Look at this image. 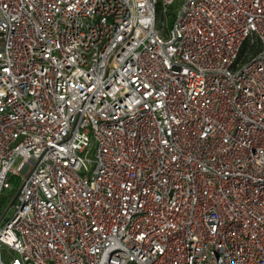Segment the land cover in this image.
I'll return each instance as SVG.
<instances>
[{
  "label": "built area",
  "instance_id": "1",
  "mask_svg": "<svg viewBox=\"0 0 264 264\" xmlns=\"http://www.w3.org/2000/svg\"><path fill=\"white\" fill-rule=\"evenodd\" d=\"M175 1L0 0V264H264V0Z\"/></svg>",
  "mask_w": 264,
  "mask_h": 264
},
{
  "label": "rangeland",
  "instance_id": "2",
  "mask_svg": "<svg viewBox=\"0 0 264 264\" xmlns=\"http://www.w3.org/2000/svg\"><path fill=\"white\" fill-rule=\"evenodd\" d=\"M181 4V1L180 0H176L175 3H174V10L177 9ZM12 212L10 211L7 215V218H9L11 216Z\"/></svg>",
  "mask_w": 264,
  "mask_h": 264
}]
</instances>
